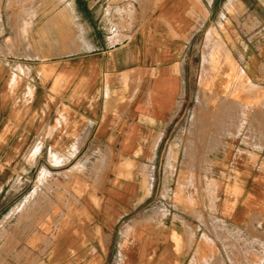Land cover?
Wrapping results in <instances>:
<instances>
[{
    "label": "crops",
    "instance_id": "obj_1",
    "mask_svg": "<svg viewBox=\"0 0 264 264\" xmlns=\"http://www.w3.org/2000/svg\"><path fill=\"white\" fill-rule=\"evenodd\" d=\"M228 1L159 0L150 38L98 42L49 59L0 60L4 171L32 143L54 158L75 159L72 165L94 153L132 163L107 167L97 180L84 169L87 180L63 203L67 212L52 209L40 253L19 264H230L231 257L251 264L250 247L232 243L264 239V145L240 149L210 138L205 156L176 117L197 30ZM237 1L264 29V0ZM226 150L230 160L219 171L226 176L214 177L215 159ZM167 173L178 176L170 182Z\"/></svg>",
    "mask_w": 264,
    "mask_h": 264
},
{
    "label": "rangeland",
    "instance_id": "obj_2",
    "mask_svg": "<svg viewBox=\"0 0 264 264\" xmlns=\"http://www.w3.org/2000/svg\"><path fill=\"white\" fill-rule=\"evenodd\" d=\"M158 1L0 0V60L49 59L93 50L98 42L109 47L150 38ZM216 10L197 30L186 63L183 105L176 115L186 139H192L191 146L195 144L205 156L210 138L218 139V146L224 143L240 149L264 145V29L258 15L237 0ZM179 130L177 126L174 132ZM175 144V150L181 149V144ZM209 145L215 146L216 141ZM50 151L32 143L10 172L0 164V264L30 262L40 253L50 231L52 209L67 212L69 207L63 203L74 197L83 180H97L107 167H132L128 159L100 158L95 153L72 165L75 159L54 158ZM227 155L226 150L215 159L214 177L226 176L219 171L227 169ZM174 160L171 156L170 161ZM210 163L203 158L204 175L210 173ZM84 169L87 178L82 175ZM176 176L167 173L166 180L172 182ZM21 201L25 204L18 205ZM233 241L236 249L250 247L251 254L246 256L251 264L264 263V251L256 249H264V239L235 237ZM231 256L241 258L237 253ZM234 262L231 257L230 264H242Z\"/></svg>",
    "mask_w": 264,
    "mask_h": 264
},
{
    "label": "bare ground",
    "instance_id": "obj_3",
    "mask_svg": "<svg viewBox=\"0 0 264 264\" xmlns=\"http://www.w3.org/2000/svg\"><path fill=\"white\" fill-rule=\"evenodd\" d=\"M233 101H234V99H233ZM241 103V102H240ZM247 106V105H246ZM238 113V112H237ZM229 116V115H228Z\"/></svg>",
    "mask_w": 264,
    "mask_h": 264
}]
</instances>
